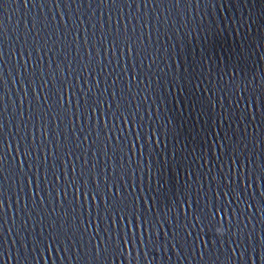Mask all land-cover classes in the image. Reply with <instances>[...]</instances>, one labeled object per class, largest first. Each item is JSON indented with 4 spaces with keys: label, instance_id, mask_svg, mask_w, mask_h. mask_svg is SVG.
I'll use <instances>...</instances> for the list:
<instances>
[{
    "label": "snow or ice",
    "instance_id": "1",
    "mask_svg": "<svg viewBox=\"0 0 264 264\" xmlns=\"http://www.w3.org/2000/svg\"><path fill=\"white\" fill-rule=\"evenodd\" d=\"M216 3L217 0H0V264H65V260L68 264H169V250L177 260L181 255L187 259L190 252L197 264H253L257 255L264 264V73L246 80L243 88L234 79L224 85V89H230L226 95H236L237 101L245 105L237 102L234 111L224 113L221 109L217 117L215 105L204 96H200L201 103L191 105L196 119L209 116L207 128L202 130L205 137L215 141L213 148L219 150L218 171H210L203 181H193L188 174L182 190H157L149 194L150 200L144 198L143 189L138 194L133 186L145 168V153L151 156L154 151V138L177 136L173 121L149 134L129 111L127 101L129 96L135 99L137 81L143 84L141 77L149 75L138 70L137 63L149 61L150 66L155 62L151 59V39L145 41V36L159 35L163 27L159 17L150 20L146 11L141 16V8H163L167 4L176 10H198L213 8ZM12 5L27 14L22 28H12V36L19 30L23 38L19 51L10 45L8 25L4 23ZM133 5L136 12L124 23L123 9ZM53 6L57 12L61 7L74 6H95L107 13L116 10L120 23L113 25L112 15L107 28L97 22L103 56L96 47L95 35L89 37L84 28V21L78 29L68 30L74 23L71 16L67 26L64 16H60V25L65 29L62 40L55 27L49 36L47 22L34 10ZM231 7L240 11L247 7V0H231ZM88 23L93 29L97 27L92 20ZM253 23L249 13L235 25L236 49L231 55L234 72L242 65L247 67L253 49L264 45V32L252 35ZM241 28L245 29L243 34ZM138 29H142L139 35ZM197 30L205 38L206 50L199 59L203 68L206 61L210 62L208 51L215 54L213 45L223 39V31L230 29L202 24L199 29L193 28ZM77 32L83 36V57ZM53 36L56 40L50 45ZM69 38L76 46L75 57L70 47L64 51ZM89 39L94 55L88 51ZM42 51L49 56L47 67L38 63ZM260 51L264 52V48ZM9 53L21 89L15 107L8 98L4 77L10 67ZM17 55L19 61L15 60ZM183 56V49L173 52V60ZM11 75L9 71V78ZM25 85L31 89V96L24 91ZM168 86H191L194 92L198 89L187 72L181 78L173 75ZM9 120L16 121L15 135L8 128ZM217 120L229 122L228 126L221 127ZM240 125L245 126L243 132ZM212 154L217 156L216 151ZM183 160L181 150L173 148L164 163L180 168ZM9 176H15L19 185L15 217L11 204L6 209L9 194H17ZM161 179L164 183L160 188L167 187L164 173L149 168L150 182L159 184ZM14 232L17 239L10 249L6 237H12Z\"/></svg>",
    "mask_w": 264,
    "mask_h": 264
},
{
    "label": "water",
    "instance_id": "2",
    "mask_svg": "<svg viewBox=\"0 0 264 264\" xmlns=\"http://www.w3.org/2000/svg\"><path fill=\"white\" fill-rule=\"evenodd\" d=\"M79 2V0H78ZM186 7V6H185ZM30 11H32L30 9ZM37 15H40L47 22V33L49 36L53 34V27H55L61 40L64 36V27L60 25V16L65 18V26L68 24V18L71 16L74 22L68 27L69 31L78 29L81 21H84V28L88 29L89 37L95 35L96 47L100 50L101 56H103L104 49L101 43L102 37L100 35L99 23H103L107 28L109 23V15H112V24L120 23L119 13L113 10L112 13H107L105 9L85 7H61L60 11L57 12L53 6L50 9L37 8L34 10ZM148 12L149 19L154 20L157 17L160 19V24L163 25L159 29V35L145 36V41L151 39L153 46L154 63L149 66V61L142 60L138 62L136 67L145 73H149L146 77H141L144 80L143 84H140L139 80L136 84V96L133 100L129 96L127 103L129 104V111L136 116L137 123L141 125V128L149 134L156 130L159 132L161 128H164L169 124V121L174 122V126L177 129V136L174 139L172 136L162 137L157 135L154 138L152 147L154 151L151 156L145 153L144 170L138 174L133 182V186L136 188L139 194L140 190L144 191V198L150 200L149 194L154 191H161L165 193H174L178 188L182 190L187 175L191 174L193 181L199 178L203 181L204 177L208 175L210 171H218L221 167L219 160V150L213 148L214 140L211 137H205L202 129H206L208 125V114L205 115L204 119H196L194 114L191 113L190 108L194 103H201V97L210 98L211 103L215 105V113L217 117L221 114V109L224 113L234 111L236 103L239 102L242 106L243 101H237L236 95H226L225 92H230V89H224V85L229 83L231 80H237L240 82V87H245V81H251L253 77L258 73H264V52L260 49L264 48V45H259L253 49L254 55L251 61L244 67L237 69L235 72L232 70L233 63L231 55L235 52L236 45L233 41L236 39L235 25L241 19V16H246L249 13L252 14L251 24L252 35L256 36L258 33L264 32V0H247V7L237 11L231 7V0H217V3L213 8L210 9H191L186 10L183 7L176 10L169 8V5L165 4L163 8H156L155 5L148 9L141 8L140 15L144 12ZM136 12L135 6L125 7L123 9V16L125 17L124 23H128V18ZM94 14V15H93ZM27 17L23 9H16V5H12L4 16V23L8 25L9 30V43L14 45L16 50L19 51L22 44L23 38L19 35V30L16 36H12V28L19 25L20 28L23 26V21ZM139 18V17H138ZM92 20L93 23L97 24V27L93 29L88 23ZM99 22V23H97ZM133 24L136 20L132 21ZM207 25L212 27H219L220 29H230V31H223L222 37L217 44L213 45L215 48V54L210 50L208 51V61L205 62L203 68L199 66V59L205 52V38L204 34L199 30L193 31V28L199 29L201 25ZM142 29L137 30V35L141 33ZM240 33L243 34L245 29L241 28ZM43 34V26H42ZM79 39L80 55L84 56L83 49V36L80 32L76 33ZM107 33L105 32V36ZM56 37L49 41V44H53ZM91 39H89V53L95 54V51L91 47ZM71 48L72 55L75 57V45L72 44L71 38L68 43L64 45V51H69ZM181 49L184 50L183 59L177 57L173 60V52H179ZM111 54L109 53V56ZM7 63L10 65L4 72L5 80L8 84V98L11 99L13 106H18L17 95L21 94L20 82L17 80L15 68L12 67L13 61L10 59L11 53L8 54ZM119 58V53H117ZM19 61V56L15 58ZM33 60H36V54L33 52ZM49 56H46L42 51L40 53V60L38 63H43L47 67ZM196 61V63H193ZM2 67V66H0ZM11 71L12 75L9 78L8 72ZM99 71V70H98ZM187 72L188 78L193 81L194 84L198 85L196 92L189 86L187 89L177 86L176 88L169 87L172 83V76L175 75L178 78L184 76ZM98 79H104L97 77ZM90 79V77H89ZM131 79V76H129ZM151 85V87H149ZM159 85V87H158ZM24 91L28 92L31 96V89L25 85ZM152 92H156L152 95ZM243 95V93H241ZM6 98V100L8 99ZM189 109V110H187ZM15 120H9L7 122L8 128L12 129L13 135L16 134L14 124ZM217 123L221 127H227L229 122L217 120ZM123 127V125H121ZM236 125L233 124V128ZM244 125H240L241 132H243ZM131 128V125H129ZM250 132L251 128L248 129ZM140 132V129H137ZM23 135V133H21ZM141 135L143 133L141 132ZM173 148H179L181 150V156L184 158L183 166L176 168L175 166H169L164 163L165 158L173 150ZM213 151L217 152V156H213ZM15 152H13V156ZM125 166L128 164V160L124 161ZM149 168L159 169L164 173V177L168 180V186L160 188V185L164 183L161 179L159 184L152 180H149ZM135 164H133V170ZM142 178V179H141ZM16 177L9 176V183L12 184L16 190V196L9 194V199L6 202L7 205L11 204L13 207V217H15L16 201L19 197V185L15 183ZM128 183L127 181L125 182ZM207 185H205V188ZM129 190H131L129 188ZM167 211V209H165ZM11 223V221H10ZM167 230V229H166ZM38 231V229H37ZM21 234L23 230H21ZM6 235V233H5ZM8 238L9 248H12V242L15 241L16 235L13 233L12 237ZM17 248L19 244L17 242ZM29 250L32 246L28 245ZM57 255L56 251L53 250L52 256L55 258ZM63 251L60 252V256L63 257ZM153 255H156L155 253ZM163 256V253H159ZM188 258L185 259L184 255H181L180 260H177L169 250L168 257H170L169 264H197V260L192 259L191 253H187ZM48 253L45 252V259H47ZM166 257V259L168 258ZM15 264V261H13ZM51 264V261H49ZM59 264V262H57ZM65 264H68L65 260ZM253 264H261L259 256H255Z\"/></svg>",
    "mask_w": 264,
    "mask_h": 264
}]
</instances>
